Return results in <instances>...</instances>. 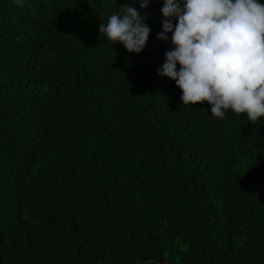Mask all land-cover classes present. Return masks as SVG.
I'll return each mask as SVG.
<instances>
[{"label": "trees", "instance_id": "obj_1", "mask_svg": "<svg viewBox=\"0 0 264 264\" xmlns=\"http://www.w3.org/2000/svg\"><path fill=\"white\" fill-rule=\"evenodd\" d=\"M164 2L0 0V264H264V117L183 104Z\"/></svg>", "mask_w": 264, "mask_h": 264}, {"label": "clouds", "instance_id": "obj_2", "mask_svg": "<svg viewBox=\"0 0 264 264\" xmlns=\"http://www.w3.org/2000/svg\"><path fill=\"white\" fill-rule=\"evenodd\" d=\"M139 3L147 8L150 0ZM161 12L165 19L157 39L167 43L171 33L173 47L165 52L157 74L175 81L183 104L207 102L217 118L231 110L246 114L252 124L264 117V4L165 0ZM144 20L136 8L125 4L106 24L101 22L99 33L113 45L120 43L129 53L139 54L150 34Z\"/></svg>", "mask_w": 264, "mask_h": 264}, {"label": "water", "instance_id": "obj_3", "mask_svg": "<svg viewBox=\"0 0 264 264\" xmlns=\"http://www.w3.org/2000/svg\"><path fill=\"white\" fill-rule=\"evenodd\" d=\"M149 261L152 262H156L158 264H166L165 262L161 261V260H152V259H146V260H141L140 262H138V264H143V263H147Z\"/></svg>", "mask_w": 264, "mask_h": 264}]
</instances>
